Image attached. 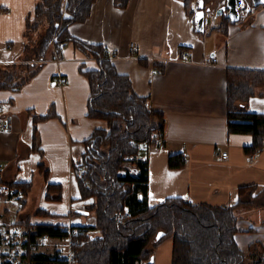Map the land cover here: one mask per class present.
Instances as JSON below:
<instances>
[{"label":"crops","instance_id":"0c3cea01","mask_svg":"<svg viewBox=\"0 0 264 264\" xmlns=\"http://www.w3.org/2000/svg\"><path fill=\"white\" fill-rule=\"evenodd\" d=\"M38 1L0 0V66L30 64L35 70L21 86L0 88V118L8 123L0 128V166L6 181L32 183L22 215L31 214L33 223L59 221L63 228H73L95 221L93 215L70 214L92 201L80 198L74 162L82 157L84 139L94 129L106 128L107 122L87 114L90 88L80 66L97 67L95 59L72 42L60 51L52 44L44 58L29 49L34 41L29 32L37 34L28 24L35 19ZM224 3L215 0L210 4L215 8L207 6L208 11ZM198 8L199 0H191L189 7L186 0H129L126 7L116 6L114 0H95L87 19L71 23L68 30L111 48L117 70L130 77L138 94L148 97L152 109L165 114L162 135L143 152L149 204L178 196L193 203L234 205L241 186L256 185V203L236 210L234 238L245 251L254 247L264 252V146L251 159L246 147L252 135L227 129L228 68L264 69V4L256 7L245 0L238 21L221 25L222 15H217L215 25L201 33L195 31ZM156 61L165 65L163 71ZM55 75L67 81L55 84ZM248 108L264 113V87L250 97ZM47 113L46 119L38 117ZM223 150L228 151L226 158L221 157ZM175 153L185 157L182 167L168 165L169 155ZM40 161L48 169L46 178L38 169ZM48 182L61 184L60 200L46 198ZM39 209L51 215L35 214ZM53 242L36 251L47 253L45 248L54 247L49 253L56 254L59 246ZM172 247L173 237H165L151 259L141 264H172Z\"/></svg>","mask_w":264,"mask_h":264},{"label":"trees","instance_id":"16d2710c","mask_svg":"<svg viewBox=\"0 0 264 264\" xmlns=\"http://www.w3.org/2000/svg\"><path fill=\"white\" fill-rule=\"evenodd\" d=\"M94 1L39 0L34 10L35 19L28 24L34 27L40 17L47 24L38 42L40 57H46L52 44L60 51L63 44L72 42L97 63V67H86L82 63L80 71L90 88L87 114L106 120L107 127L94 129L84 139L82 167L74 168L80 198H92L84 209L89 211L87 215L93 213L95 221L73 227L78 229L77 233H71L72 238L78 240L72 247L73 257L80 264H141L151 259L159 242L171 236L172 264H264L263 251L254 247L245 251L234 238L239 218L236 210L256 203V195H253L256 185L241 186L239 200L234 205L193 203L178 196L168 197L156 205L149 204L147 160L127 157L139 152L140 143L156 142L165 127V114L146 106L148 97L134 90L130 77L119 72L110 58H98L105 53L102 44L84 41L69 32L71 23L87 19ZM128 1L114 0V4L126 7ZM190 1L186 0L188 7ZM214 1L204 0L205 7ZM230 22L226 15H222L221 25ZM195 31L202 32L196 27ZM156 65L160 71L165 68L157 61ZM34 73L35 70L28 74L19 73L15 66L2 68L0 88L19 87ZM258 87H264V69L228 68L227 129L229 133L252 135V144L246 147L248 153L264 146V113L248 108L249 99L257 93ZM38 117L46 119L50 113ZM127 163L138 168L137 173H132ZM168 165L182 167L185 165L184 156L170 154ZM80 168L83 178L79 174ZM38 169L46 178L48 169L44 161L38 163ZM13 184L23 188L25 194L32 186L31 182ZM61 197V184L48 182L46 198L60 200ZM35 214L51 215L44 209ZM70 214L80 215L78 211ZM22 222L28 229L35 230L32 237L43 233L51 237L69 234L59 221L33 223L31 214H28L22 215ZM23 259H27L28 264L63 262L57 254L36 251L34 246Z\"/></svg>","mask_w":264,"mask_h":264},{"label":"built area","instance_id":"2783aa9c","mask_svg":"<svg viewBox=\"0 0 264 264\" xmlns=\"http://www.w3.org/2000/svg\"><path fill=\"white\" fill-rule=\"evenodd\" d=\"M245 4V3H244ZM207 16L205 13L203 22L204 30L215 25L216 23V12L215 10L209 12ZM131 50H135L136 44L131 42L129 45ZM113 50L109 47H105L104 55L98 56L99 59L111 58L113 56ZM188 55L185 53V57ZM216 60L213 58V61ZM55 84H64L67 79L65 76L55 75L52 78ZM146 106L150 107L149 102ZM2 103L0 101V114H1ZM8 127V123L4 122L0 118V128ZM146 144L140 143L138 146L139 152L133 156L127 157L128 159L134 158L137 160H143V152L147 149ZM260 148V147H259ZM259 148L249 153V158L254 159L259 152ZM228 154L227 150L221 151V157L226 158ZM185 159V157H184ZM82 167V157L75 159L74 168ZM79 174L83 178V171L80 168ZM25 191L23 188L16 186L13 182H8L4 179L2 174V168L0 166V264H20L23 261L29 251L30 247L38 248L41 244H49L50 240L53 239L48 233L37 234L32 237L31 234L35 230L27 228L26 224L22 222V213L25 206ZM69 234L56 237L60 242L52 243L55 246H59L56 254L62 259V264H80L78 260L73 257L72 247L78 243V240H74L71 233H77V228H67Z\"/></svg>","mask_w":264,"mask_h":264},{"label":"water","instance_id":"95a60500","mask_svg":"<svg viewBox=\"0 0 264 264\" xmlns=\"http://www.w3.org/2000/svg\"><path fill=\"white\" fill-rule=\"evenodd\" d=\"M254 6L264 4V0H251ZM245 0H225V3L215 10L217 15H226L232 22H236L240 19V8L243 7ZM209 8H205L204 0H199V8L194 13V19L196 22L197 30H204V16L205 11ZM80 214H88V210L81 209L77 210ZM162 233L160 232L159 235Z\"/></svg>","mask_w":264,"mask_h":264},{"label":"rangeland","instance_id":"374dc122","mask_svg":"<svg viewBox=\"0 0 264 264\" xmlns=\"http://www.w3.org/2000/svg\"><path fill=\"white\" fill-rule=\"evenodd\" d=\"M210 6V8H215V6L214 5H209ZM206 12V15L207 16H209L210 15V11H205ZM45 18V17H44ZM35 27H36V29H35ZM46 27H47V24H46V22L44 21V19H43V17H40L38 20H36L35 22H34V29L36 30V31H34L37 35H35L34 33H32V32H29V34H30V38H32V40H34V41H31V42H33V45L32 46H29V49L30 50H34L35 49V51L37 50L38 51V42H40V40H41V37H42V35L44 34V32H45V29H46ZM33 29V30H34ZM30 56H33L32 54H30ZM36 65H37V63H35ZM30 64H27V68L26 69H22L23 68V66L21 67V65H20V67L18 66L17 67V70L20 72V73H22L23 74V71H24V74H28L30 71H32L33 70V68L31 67V66H29ZM2 69V67L0 66V70ZM22 70V71H21ZM128 164V166H129V168H130V170L131 171H133L134 169H135V167H133L130 163H127ZM27 210L28 211H30L31 209H30V206L28 205L27 206ZM92 214L93 213H90V215H88V216H92ZM84 217H86V216H84ZM54 240H50V242H53ZM47 247V246H46ZM47 253H51V252H53L54 251V247H53V250H52V247L50 248V247H48V248H45L44 249Z\"/></svg>","mask_w":264,"mask_h":264},{"label":"flooded vegetation","instance_id":"af4514ba","mask_svg":"<svg viewBox=\"0 0 264 264\" xmlns=\"http://www.w3.org/2000/svg\"><path fill=\"white\" fill-rule=\"evenodd\" d=\"M216 10V9H215Z\"/></svg>","mask_w":264,"mask_h":264}]
</instances>
